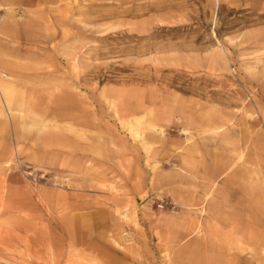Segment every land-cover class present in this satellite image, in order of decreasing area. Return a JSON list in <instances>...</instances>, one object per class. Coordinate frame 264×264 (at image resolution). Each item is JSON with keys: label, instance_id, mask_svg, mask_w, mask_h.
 <instances>
[{"label": "rangeland", "instance_id": "374dc122", "mask_svg": "<svg viewBox=\"0 0 264 264\" xmlns=\"http://www.w3.org/2000/svg\"><path fill=\"white\" fill-rule=\"evenodd\" d=\"M263 239L264 0H0V264H264Z\"/></svg>", "mask_w": 264, "mask_h": 264}, {"label": "bare ground", "instance_id": "6f19581e", "mask_svg": "<svg viewBox=\"0 0 264 264\" xmlns=\"http://www.w3.org/2000/svg\"><path fill=\"white\" fill-rule=\"evenodd\" d=\"M217 51H219V50H217ZM216 51V52H217ZM219 53V52H218ZM220 56V55H219ZM215 57H216V55H215ZM16 86V85H15ZM18 86V85H17ZM12 87H13V85H12V83H6V84H3V92L6 94V95H8L9 97H10V92H11V90H12ZM32 96V95H31ZM40 98V97H39ZM39 98H38V100H39ZM32 99V98H31ZM35 102V101H34ZM39 102V101H38ZM32 103V102H31ZM36 103V102H35ZM28 104V103H27ZM40 106V105H39ZM38 107V106H37ZM41 109V108H40ZM37 112V111H36ZM129 122H131V121H129ZM128 123V122H127ZM137 123H138V121H137ZM44 124V123H43ZM42 124V125H43ZM129 124V123H128ZM39 125V124H38ZM133 125V124H132ZM132 125H130V127L132 126ZM46 126V124H44V127ZM43 127V126H42ZM43 127V128H44ZM133 127V126H132ZM223 127H225V126H223ZM222 129V128H221ZM143 131L145 130V129H142ZM141 130V131H142ZM132 131V130H131ZM138 131V130H137ZM162 131V130H161ZM133 132V131H132ZM134 133H136V131L134 132ZM134 133H133V135H134ZM143 133V132H142ZM160 133V132H159ZM136 136H138V135H136ZM139 136H140V138L143 140L144 139V137L141 135V134H139ZM222 137V136H221ZM139 138V139H140ZM136 139V138H135ZM138 139V138H137ZM138 139V140H139ZM142 142V141H141ZM140 142V143H141ZM146 146V145H145ZM147 150V149H146ZM149 151V150H148ZM192 151V150H191ZM78 224H80V223H78ZM213 224V223H212ZM263 235V234H262ZM202 240V239H201ZM264 240V239H263ZM194 244V243H193ZM210 244H212V243H210ZM214 245V244H213ZM214 250V249H213ZM211 252V251H210ZM214 254V253H213ZM216 255V254H215ZM195 257V256H194ZM204 258V257H203ZM202 258V259H203ZM216 259V258H215ZM217 259H219V258H217ZM197 260V259H196ZM208 260H209V257H208ZM217 261V260H216ZM221 261V260H220ZM222 263V262H221Z\"/></svg>", "mask_w": 264, "mask_h": 264}, {"label": "built area", "instance_id": "2783aa9c", "mask_svg": "<svg viewBox=\"0 0 264 264\" xmlns=\"http://www.w3.org/2000/svg\"><path fill=\"white\" fill-rule=\"evenodd\" d=\"M161 206H163V205L161 204Z\"/></svg>", "mask_w": 264, "mask_h": 264}]
</instances>
